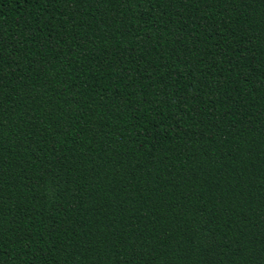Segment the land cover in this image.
<instances>
[{"label":"trees","instance_id":"obj_1","mask_svg":"<svg viewBox=\"0 0 264 264\" xmlns=\"http://www.w3.org/2000/svg\"><path fill=\"white\" fill-rule=\"evenodd\" d=\"M0 264H264V0H0Z\"/></svg>","mask_w":264,"mask_h":264}]
</instances>
